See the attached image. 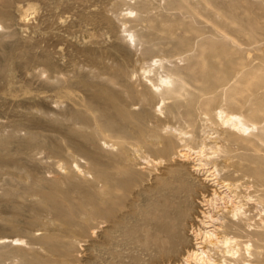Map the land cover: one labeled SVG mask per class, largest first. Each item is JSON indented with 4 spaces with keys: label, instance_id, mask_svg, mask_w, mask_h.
I'll return each instance as SVG.
<instances>
[{
    "label": "rangeland",
    "instance_id": "obj_1",
    "mask_svg": "<svg viewBox=\"0 0 264 264\" xmlns=\"http://www.w3.org/2000/svg\"><path fill=\"white\" fill-rule=\"evenodd\" d=\"M210 172L234 260L264 264V0H0V264H162L180 231L186 258Z\"/></svg>",
    "mask_w": 264,
    "mask_h": 264
},
{
    "label": "bare ground",
    "instance_id": "obj_2",
    "mask_svg": "<svg viewBox=\"0 0 264 264\" xmlns=\"http://www.w3.org/2000/svg\"><path fill=\"white\" fill-rule=\"evenodd\" d=\"M168 83H169V81H168ZM217 117L220 119L221 125L224 127L225 130L230 129L232 131H236L239 134H244L247 132V130L250 129V126H248L246 124V122L244 121V119L241 116L229 114V113L225 112L224 110H220L217 114ZM236 132H235V134H237ZM231 134H234V133H231ZM235 136H237V135H235ZM186 152H180L178 154L179 157L184 158L185 160H189V157H190L189 153L187 152L188 153L187 154ZM201 159H203V158H201ZM204 162H206V161H204ZM206 163L205 164H199V166H194L192 168L193 171L194 170L202 171L203 169H207L205 167ZM189 164H190V162H189ZM193 165H195V164H193ZM183 167H186V166L184 165ZM208 171H209V168H208ZM216 172L218 173V170H216ZM193 174L195 175V172ZM193 174L191 175V177H192L191 178L192 179L191 187L193 188V190L191 189V191H193L194 196H195V197L194 196L193 197L195 199L193 198L192 201L194 202V200H195V203H197V205H196L197 207H196V209H194V212L190 216L191 219L189 218L190 223H189V229H188V233L193 237V239L190 238L191 241H190V239L188 240V242L189 241L191 242V243L190 242L189 243L191 244L190 247H193V250L188 254V256L186 258H184L186 256L185 254H184L185 256H182L183 254L181 255L183 258H180V256L178 257V255H175L178 251H180L179 249H181V247H178V246L181 245L183 242V238L181 236L182 232L180 230H178V231H180V233H179L180 235L176 233L177 235L174 236V240L171 241L172 244L170 243L171 245L169 247H155L154 251H152V253L154 252L153 255L156 258V262L162 263V264H165V263L171 264L173 262H174V264H188L186 261H188L190 259L193 262L195 261L197 264H227L228 263L227 260H229V261L231 260L230 261L231 264H249V262L247 263V258L245 260V259H242V257H241L240 259L238 258V259L234 260L235 258H237L239 256H237L238 251H235V249L232 248V245H231L233 243L232 239L226 237L225 235L224 236L220 235L221 234L220 231L222 230V228L219 225H216L217 223H220L222 221L220 215L219 216H217V215L220 212H227L228 213L229 210L226 208L229 205L233 206L232 210L230 209L231 212H229L231 214L232 218L237 217L241 211L240 205H242V204L236 205L237 203L235 204V201H233L234 198L232 199V197H231L233 193L231 195L228 193L230 191V190H228V189H230V183L228 184V182L227 183L226 182H224V183L220 182L219 179L216 177L217 175H215L214 172H210L203 179H199V177H195ZM200 176H201V174H200ZM232 185H234V184H232ZM232 188H233V186H232ZM182 197H181V199H183ZM187 197H188V195H187ZM190 201H188V202L190 203ZM181 203H184V202L181 201ZM186 205H187V203H186ZM181 206H182V204H181ZM189 206L193 207V206H191V204ZM163 209H165V211H166V208H163ZM163 209H161V212L163 211ZM154 210H155L154 211L155 212L154 218H157L158 216H160V212H159L160 210L158 208H155ZM189 211L191 212V210H189ZM180 212L182 213V211H179V213ZM190 212H189V214H190ZM174 214H175V212H174ZM166 217H169V215L168 216L166 215ZM161 218H162V215H161ZM161 218H159V219H161ZM163 218H165V216ZM163 218H162V221L165 223L166 220L164 221ZM171 218H176V217H171ZM179 218H180V216H179ZM165 219H167V218H165ZM181 219H182V217H181ZM156 221H157V219H156ZM178 221H180V219L177 220V223H178ZM163 222H161V223H163ZM172 222H173V220H172ZM169 223L171 225H166V226L164 225L163 226L161 224L163 226L162 229L165 228V230H166V231L165 230H163V231H165L167 233V234L164 233L165 235H167V239H169L168 235L171 236L173 232L175 233V229L178 228L177 226H173L171 222H169ZM179 223L181 225V222H179ZM182 223H184V222H182ZM165 224H167V223H165ZM186 224H188V223H186ZM154 225H155V223H154ZM187 226H185V227L188 228ZM179 228H180V226H179ZM184 229L185 228H183L182 230L185 232L186 229L185 230ZM160 232L161 233H159L158 235H160V234L162 235V230ZM164 234H163V237H164ZM258 234H260V233L258 232ZM161 235H160V237H161ZM186 237H188V236H186ZM164 238H166V236ZM192 240H193V243H192ZM18 241H20V240H18ZM166 241H168V240H166ZM0 242H1V240H0ZM158 242L163 243L162 241H158ZM163 244H165V243H163ZM183 244H184V242H183ZM244 245H247V244H244ZM184 246H186V245H184ZM219 247L225 248L224 250L219 249V251H221L220 253L221 254L223 253V256H222L223 259L222 260H221V258L219 259V261L220 260L222 261L221 263H218V260L215 261L216 259L213 258L214 256L212 257L210 255V254H212L211 253L212 249L219 248ZM185 248L186 247H184V249ZM148 249L150 250L151 248H148ZM185 250H183V251H185ZM150 252H151V250H150ZM241 256H243V255H241ZM238 260H240V261H238ZM189 264H190V262H189ZM191 264H192V262H191Z\"/></svg>",
    "mask_w": 264,
    "mask_h": 264
}]
</instances>
